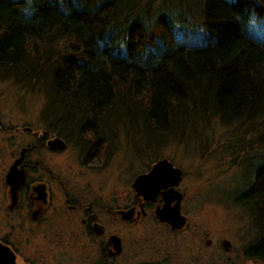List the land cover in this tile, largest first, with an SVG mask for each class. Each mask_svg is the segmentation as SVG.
Returning <instances> with one entry per match:
<instances>
[{"label":"trees","instance_id":"obj_1","mask_svg":"<svg viewBox=\"0 0 264 264\" xmlns=\"http://www.w3.org/2000/svg\"><path fill=\"white\" fill-rule=\"evenodd\" d=\"M159 9L154 0H0V74L43 80L48 107L90 141L87 122L115 118L143 119V136L210 121L241 132L240 165L252 166L242 198L264 223V0Z\"/></svg>","mask_w":264,"mask_h":264},{"label":"flooded vegetation","instance_id":"obj_2","mask_svg":"<svg viewBox=\"0 0 264 264\" xmlns=\"http://www.w3.org/2000/svg\"><path fill=\"white\" fill-rule=\"evenodd\" d=\"M48 119L42 127L0 118V264H262L256 255L264 240L262 215H251L240 236L202 233L197 214L183 212L182 169L176 186L169 179L138 188L137 177L165 158L157 156L127 182L117 176L108 184L97 173L112 162L117 123L87 122L102 142L82 134L77 148L71 119ZM72 143L81 163L75 170ZM171 187L182 193L181 227L157 213L166 200L176 204L174 192L166 195Z\"/></svg>","mask_w":264,"mask_h":264},{"label":"rangeland","instance_id":"obj_3","mask_svg":"<svg viewBox=\"0 0 264 264\" xmlns=\"http://www.w3.org/2000/svg\"><path fill=\"white\" fill-rule=\"evenodd\" d=\"M176 1L154 0V7L168 11L170 8L174 9ZM176 26L179 34L184 36L182 33L186 30L181 22ZM17 79L12 75L0 74V118H4L11 125L26 123L42 127L46 120L49 121L48 118H58V111L48 107L53 101H48V87L43 80L38 85H26ZM50 109L53 110L52 113H49ZM114 120L117 125L116 134L112 135V162L104 171L100 168L97 175L104 177L108 184L116 180L117 176H120L119 180L127 182L134 173L144 170L157 156L167 157L184 171V181L180 184V190L186 194L183 212L197 214L194 217H199L198 222L204 226L200 224L201 232L209 231L217 237L225 232L230 234L228 236L241 235V229L248 226V218L254 214L253 207L243 200L241 192L252 168L240 165L241 159L248 152L241 149L245 141L240 136L241 132H230L233 129L229 131L217 125V122L210 121L205 130L200 127H194L193 130L190 127L191 132L181 134L183 132L180 129L162 137L156 136L150 130V134L143 136L136 124H145L143 119ZM70 136L77 147L75 142H80V136L74 133ZM96 140L99 141L97 135L93 137V142ZM101 142L96 144L99 146ZM73 143L70 160L75 170L80 168L81 163ZM107 183L105 182V186ZM119 188L123 190L122 184Z\"/></svg>","mask_w":264,"mask_h":264},{"label":"water","instance_id":"obj_4","mask_svg":"<svg viewBox=\"0 0 264 264\" xmlns=\"http://www.w3.org/2000/svg\"><path fill=\"white\" fill-rule=\"evenodd\" d=\"M56 140L62 142V139L60 138H57ZM181 173L182 171L180 168L174 167V165L167 158H164L154 164L150 173L138 176L136 179V186L138 188L142 187L147 190H151L155 187V184L158 181L165 182L169 179H174V183H172V185H174L180 181ZM168 191L169 192L166 193L168 196H170V192H174L177 195V202L173 206L172 203H170V200H166L165 205L158 209L157 213L160 215L162 220L181 227L186 221V217L182 215L180 206L182 193L175 190L174 187H171Z\"/></svg>","mask_w":264,"mask_h":264},{"label":"bare ground","instance_id":"obj_5","mask_svg":"<svg viewBox=\"0 0 264 264\" xmlns=\"http://www.w3.org/2000/svg\"><path fill=\"white\" fill-rule=\"evenodd\" d=\"M248 203L252 206V207H254V203H253V201H250V200H248Z\"/></svg>","mask_w":264,"mask_h":264}]
</instances>
